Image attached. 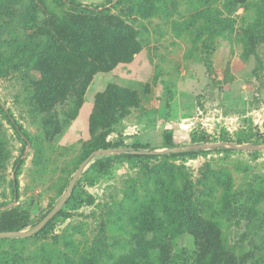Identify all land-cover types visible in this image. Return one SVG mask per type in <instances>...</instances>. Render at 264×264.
I'll return each mask as SVG.
<instances>
[{
	"label": "rangeland",
	"instance_id": "1",
	"mask_svg": "<svg viewBox=\"0 0 264 264\" xmlns=\"http://www.w3.org/2000/svg\"><path fill=\"white\" fill-rule=\"evenodd\" d=\"M0 101L22 130L0 112V227H33L93 145L174 149L95 155L0 264H264V149L239 148L264 145V0H0Z\"/></svg>",
	"mask_w": 264,
	"mask_h": 264
},
{
	"label": "water",
	"instance_id": "2",
	"mask_svg": "<svg viewBox=\"0 0 264 264\" xmlns=\"http://www.w3.org/2000/svg\"><path fill=\"white\" fill-rule=\"evenodd\" d=\"M239 148L244 149H264V145H249V144H242L239 145ZM174 149H167V150H157V149H144L139 147H111V148H101L97 150L91 151L78 165L77 169L75 170L74 174L72 175L71 179L69 180L66 188L62 192L61 196L58 198L55 205L30 229L27 230H3L0 231V237H28L36 232H38L46 223L48 220H50L57 212L61 209L64 202L66 201L67 197L69 196L77 178L81 174V172L84 170L88 162L95 156L99 154H106V153H163L166 151H170ZM178 151H185V150H178ZM15 171V170H14ZM13 182L15 184V178L13 179Z\"/></svg>",
	"mask_w": 264,
	"mask_h": 264
},
{
	"label": "trees",
	"instance_id": "3",
	"mask_svg": "<svg viewBox=\"0 0 264 264\" xmlns=\"http://www.w3.org/2000/svg\"><path fill=\"white\" fill-rule=\"evenodd\" d=\"M124 0H118V2H122ZM109 96H110V99H111V103L114 107H116L117 105V101H116V98H115V95L113 94V92L115 91V88L113 85H110L109 86ZM117 110V109H116ZM0 112H2L5 116V118L7 119V121L12 125V127L15 129V131L22 135V130H21V127L20 125L15 121V119L13 118V116L5 109L4 105L1 103L0 101ZM117 119H121V115H118L117 116ZM204 141H206V139H204ZM107 146H111V144H108V145H93L89 148V150L93 151V149H97L99 147H107ZM147 147V146H144V148ZM90 152L88 151L85 155V157L89 154ZM196 153V150H186V151H178V152H173V153H170V155H165L166 157H175V156H178V155H191V154H194ZM120 157H123V158H126V159H135V158H139V157H149V158H152V157H155V156H159V155H162V154H155V153H150V154H118ZM16 164L13 166L15 168ZM20 165H17L16 168H15V174L17 176L18 174V171L20 169ZM96 168H95V164H92L87 170L81 172L84 173L86 172V178L87 179H90V178H93L95 173H96ZM80 176V175H79ZM71 195V194H70ZM70 197V196H69ZM69 197L67 200H69ZM51 209V208H50ZM48 209L43 215H41V217L39 218V220L50 210ZM63 209L61 207L60 210H58V212L50 219L47 221V223L38 231L36 232L35 234H40V233H43V232H46L47 230L51 229L52 226H53V222H54V219L57 215H60V214H63ZM38 220V221H39ZM173 221H175L176 219L173 217L172 218ZM37 221V222H38ZM142 225H147V222H142ZM24 225H20V224H14L12 226H3V227H0V231H3V230H21L23 229ZM140 229V228H139ZM148 244V242H146ZM145 243V244H146ZM142 252L145 253V255H149V253L147 252V246H143L142 247ZM147 252V253H146Z\"/></svg>",
	"mask_w": 264,
	"mask_h": 264
}]
</instances>
